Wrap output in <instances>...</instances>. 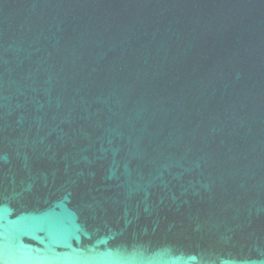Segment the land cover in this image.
I'll return each mask as SVG.
<instances>
[{
	"label": "water",
	"instance_id": "1",
	"mask_svg": "<svg viewBox=\"0 0 264 264\" xmlns=\"http://www.w3.org/2000/svg\"><path fill=\"white\" fill-rule=\"evenodd\" d=\"M0 264H264V0H0Z\"/></svg>",
	"mask_w": 264,
	"mask_h": 264
}]
</instances>
